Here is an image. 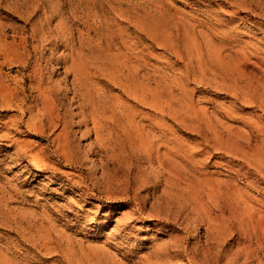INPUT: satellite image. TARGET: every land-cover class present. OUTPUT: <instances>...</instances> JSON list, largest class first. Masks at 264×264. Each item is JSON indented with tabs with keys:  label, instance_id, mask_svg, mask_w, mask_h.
I'll return each instance as SVG.
<instances>
[{
	"label": "rangeland",
	"instance_id": "rangeland-1",
	"mask_svg": "<svg viewBox=\"0 0 264 264\" xmlns=\"http://www.w3.org/2000/svg\"><path fill=\"white\" fill-rule=\"evenodd\" d=\"M70 50L128 63L130 91L93 78L141 140L176 148V172L118 149L86 155L93 135L70 164L0 96V264H245L234 255L249 236L264 263L235 223L264 211V0H0V83L38 102L37 61L70 87Z\"/></svg>",
	"mask_w": 264,
	"mask_h": 264
},
{
	"label": "bare ground",
	"instance_id": "bare-ground-1",
	"mask_svg": "<svg viewBox=\"0 0 264 264\" xmlns=\"http://www.w3.org/2000/svg\"><path fill=\"white\" fill-rule=\"evenodd\" d=\"M40 36L41 35H39V37ZM69 52L72 57L70 64L63 66H65L64 68L65 73L68 76H72L69 82L70 87H68L67 85L68 82L60 81L59 83H57L58 81L54 82L51 79V75L45 76L44 74L46 72L44 70L45 69L47 70V68L45 67L43 68L42 65L37 63V61L34 63V65H32L31 70L29 72V80L34 83L32 84L34 85L32 89L36 93L35 98L38 101V102L35 101L36 103L32 101H28L27 98H26L27 100H25L22 97H20L19 93H17V90L11 88L8 84L3 82L0 83V96L3 98V100L6 101V104L9 105L10 107L16 108L20 112V115L21 114L23 115V117L26 116L23 119L20 118L19 122L22 125L24 124L27 131H30L32 134L46 135L47 133H49L54 135L52 137V142L55 144V152H57V154L62 158V160H65L70 164L79 166L83 164L84 161L87 160L86 158H79L76 156L79 146L75 142L76 140L77 141L86 140L88 137L93 135L92 140L86 142V146H87L86 155L89 154V155L97 156L101 154V152L109 154L112 152L114 153L118 149L119 153L123 154L125 158L135 157V162L137 163L141 160H146L149 163L154 160L161 169L160 170L161 173L167 174L168 178L174 177L176 172V167L178 164L177 162L178 160H176L175 158V156H177L176 148L171 146L167 151V153L164 154L161 152L162 146H160L159 142L156 145V144H152V140H148V141L141 140L142 136L139 133H137L135 129L132 128L131 119L126 107H125L126 111L125 109L121 110V113H123L121 116L119 117L118 115L116 116L114 112L115 103L113 102L110 103L111 96L106 91H100V89L97 87V81L95 80L96 78L95 79L93 78L95 77L94 75L97 74L102 76L104 75L112 76L114 79L113 82L123 86V88L124 87L127 88L128 87L127 80L129 77V73L131 71L128 63L123 60L122 62H119L120 64L116 65V67L111 65V67H109L111 69L109 70L100 63L102 56L101 57L96 55L87 56L80 52L73 53V51L71 50ZM68 55L69 54H67L66 56ZM29 56L30 55H28V57ZM68 57L70 58V56ZM50 73L52 75L57 74L55 73L54 70H51ZM118 75L119 76L122 75V77L119 78ZM122 78H124L127 81V83L123 81ZM141 81L142 80H140V82ZM66 93H71L72 94L71 100L74 99L73 109L71 108L72 111L67 114L61 112L60 109L61 104L59 103L60 101H58L59 98L58 95L60 94L64 95ZM138 96L141 99L140 101L145 100V96L143 95H138ZM29 100L32 99L30 98ZM66 107H68V105ZM139 142H141L140 150L138 148ZM256 156L258 157V154ZM117 157H119V154L113 156L114 159H116ZM98 160L100 161L102 166L103 164H107L106 161L103 162L104 160H102V158H98ZM262 160H264V158H262ZM262 160L260 163L264 162ZM262 164L260 165L262 166ZM139 173H141V171ZM145 184L148 185L147 183ZM249 209L247 211H244L243 209L242 211H244L245 213L243 212L242 214L241 212L242 215L240 216L239 214H236L237 215L236 216L237 220L235 222L236 226L242 228L243 233L245 232V229L250 228V234L255 238V241L257 243L256 249L264 251V211L254 207H252L250 211ZM216 221L219 222L218 220ZM217 222H215V224L216 226L219 224V226H217L216 228H219L220 229L219 231L221 232L222 230H224L223 229L224 226H222L221 223H217ZM251 238L252 237L249 236L247 239L245 240L243 239V242L245 241L246 243H243L241 245L237 244L238 249L236 250L234 255L235 261H238L242 257H243V262L245 264H250L251 261L253 260H257V262L259 261L256 252L254 251V248L251 246L250 243ZM202 254L204 255V252ZM258 264H264V263L258 262Z\"/></svg>",
	"mask_w": 264,
	"mask_h": 264
}]
</instances>
